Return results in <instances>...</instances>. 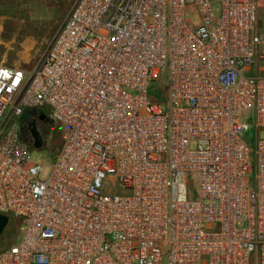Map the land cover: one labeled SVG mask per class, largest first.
I'll list each match as a JSON object with an SVG mask.
<instances>
[{
  "label": "built area",
  "instance_id": "obj_1",
  "mask_svg": "<svg viewBox=\"0 0 264 264\" xmlns=\"http://www.w3.org/2000/svg\"><path fill=\"white\" fill-rule=\"evenodd\" d=\"M29 111L59 130L44 179ZM262 133L264 0H75L0 63V264H264Z\"/></svg>",
  "mask_w": 264,
  "mask_h": 264
},
{
  "label": "rangeland",
  "instance_id": "obj_2",
  "mask_svg": "<svg viewBox=\"0 0 264 264\" xmlns=\"http://www.w3.org/2000/svg\"><path fill=\"white\" fill-rule=\"evenodd\" d=\"M75 0H0V63L7 66L32 65L38 62L50 39L59 30ZM155 83L150 96L156 99ZM253 112L243 117L248 126L244 138L253 145ZM43 141L41 151L32 152V161L43 164L42 178H47L52 156L60 143L59 130L48 122L45 127L37 128ZM264 139V133L259 136ZM18 237V228L12 221L0 236V250L7 248Z\"/></svg>",
  "mask_w": 264,
  "mask_h": 264
},
{
  "label": "water",
  "instance_id": "obj_3",
  "mask_svg": "<svg viewBox=\"0 0 264 264\" xmlns=\"http://www.w3.org/2000/svg\"><path fill=\"white\" fill-rule=\"evenodd\" d=\"M32 114H33V111H29V112L24 113L20 117L21 125H23L25 120L27 118L31 117ZM39 119L44 120L45 116L42 115L39 117ZM28 131H29V135L31 138V149H32V151H41L43 149V141L39 135L37 128L35 127V125L33 123L29 126ZM7 224H8V218L3 216V215H0V236L4 232Z\"/></svg>",
  "mask_w": 264,
  "mask_h": 264
},
{
  "label": "flooded vegetation",
  "instance_id": "obj_4",
  "mask_svg": "<svg viewBox=\"0 0 264 264\" xmlns=\"http://www.w3.org/2000/svg\"><path fill=\"white\" fill-rule=\"evenodd\" d=\"M43 114L40 115H36V112L33 111V114L31 117L27 118L24 122L23 125H21V133L28 136V138L31 140L30 135H29V126L33 123L35 125L36 128H41V127H45L48 123V120L45 119L44 120H40L39 117L42 116ZM44 116V115H43Z\"/></svg>",
  "mask_w": 264,
  "mask_h": 264
},
{
  "label": "trees",
  "instance_id": "obj_5",
  "mask_svg": "<svg viewBox=\"0 0 264 264\" xmlns=\"http://www.w3.org/2000/svg\"><path fill=\"white\" fill-rule=\"evenodd\" d=\"M49 122V121H48ZM23 138L27 140V142L30 144L31 143V140L28 138V136L22 134ZM58 147H59V144H58ZM58 149V148H57Z\"/></svg>",
  "mask_w": 264,
  "mask_h": 264
}]
</instances>
